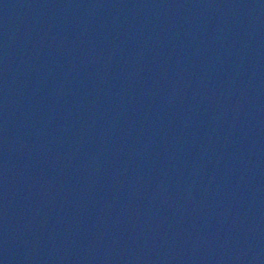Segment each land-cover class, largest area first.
Wrapping results in <instances>:
<instances>
[{
  "label": "water",
  "instance_id": "obj_1",
  "mask_svg": "<svg viewBox=\"0 0 264 264\" xmlns=\"http://www.w3.org/2000/svg\"><path fill=\"white\" fill-rule=\"evenodd\" d=\"M133 264H264V54L202 184Z\"/></svg>",
  "mask_w": 264,
  "mask_h": 264
}]
</instances>
